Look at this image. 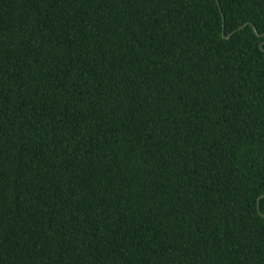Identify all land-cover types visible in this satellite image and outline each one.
I'll list each match as a JSON object with an SVG mask.
<instances>
[{"label": "trees", "instance_id": "obj_1", "mask_svg": "<svg viewBox=\"0 0 264 264\" xmlns=\"http://www.w3.org/2000/svg\"><path fill=\"white\" fill-rule=\"evenodd\" d=\"M218 2L0 0V264H264V0Z\"/></svg>", "mask_w": 264, "mask_h": 264}, {"label": "water", "instance_id": "obj_2", "mask_svg": "<svg viewBox=\"0 0 264 264\" xmlns=\"http://www.w3.org/2000/svg\"><path fill=\"white\" fill-rule=\"evenodd\" d=\"M215 2H216V4H217V6H218L219 11L221 12L220 5H219L218 0H215ZM221 16H222V28H223V25H224V24H223V23H224V18H223L222 13H221ZM245 25H246V23L243 24L242 26L238 27L237 29L233 30L231 33H228L226 36H224V34H223V30H222V37H223V38H228V37H230L233 33H235L236 31L240 30V29L243 28ZM250 25H251V27H252V29H253L255 35H257V36H261V37L264 36V33H263V34H259V33L257 32V30H256V28H255V26H254L253 24L250 23ZM262 44H263V43H262ZM261 49H262V48H261ZM260 197H264V194L261 195ZM257 210H258V212L260 213L259 205H258V201H257ZM263 216H264V215H263Z\"/></svg>", "mask_w": 264, "mask_h": 264}]
</instances>
